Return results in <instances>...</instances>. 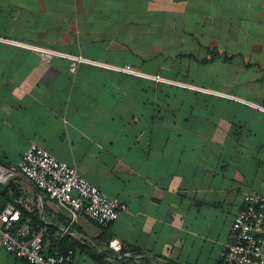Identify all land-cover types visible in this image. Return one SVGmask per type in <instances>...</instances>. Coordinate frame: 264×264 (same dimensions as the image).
Returning <instances> with one entry per match:
<instances>
[{
  "label": "crops",
  "instance_id": "1",
  "mask_svg": "<svg viewBox=\"0 0 264 264\" xmlns=\"http://www.w3.org/2000/svg\"><path fill=\"white\" fill-rule=\"evenodd\" d=\"M32 143L128 210L71 224L17 169ZM0 165L46 254L222 264L244 194L264 195V0H0Z\"/></svg>",
  "mask_w": 264,
  "mask_h": 264
},
{
  "label": "built area",
  "instance_id": "2",
  "mask_svg": "<svg viewBox=\"0 0 264 264\" xmlns=\"http://www.w3.org/2000/svg\"><path fill=\"white\" fill-rule=\"evenodd\" d=\"M23 46L36 52L46 62L55 56H65L45 47ZM69 57L74 65L87 61L82 57ZM116 69L130 75H142L130 65ZM148 77L162 80L159 77ZM17 169L40 192L69 212L71 224L80 215H84L97 226L107 229L121 213L128 210L125 202L104 194L74 167L57 160L35 143L23 153ZM12 173L11 169L0 165V184H5ZM109 246L115 250L121 248L117 241H110ZM2 250L26 264H75L74 250H57L53 254H46L43 235L35 233L30 219L22 217L11 204L0 211V251ZM222 264H264V195L244 194L243 208L233 221L230 239L223 250Z\"/></svg>",
  "mask_w": 264,
  "mask_h": 264
},
{
  "label": "trees",
  "instance_id": "3",
  "mask_svg": "<svg viewBox=\"0 0 264 264\" xmlns=\"http://www.w3.org/2000/svg\"><path fill=\"white\" fill-rule=\"evenodd\" d=\"M0 197L3 199V204H1L0 210H2L6 205H8V202H10V197L8 195V192L6 189L3 188V186L0 184ZM33 222V221H32ZM63 250V249H62ZM68 250V249H67ZM70 250V249H69ZM73 250V249H72ZM65 251V250H63Z\"/></svg>",
  "mask_w": 264,
  "mask_h": 264
},
{
  "label": "rangeland",
  "instance_id": "4",
  "mask_svg": "<svg viewBox=\"0 0 264 264\" xmlns=\"http://www.w3.org/2000/svg\"><path fill=\"white\" fill-rule=\"evenodd\" d=\"M32 46H35V45H32ZM39 47V46H38Z\"/></svg>",
  "mask_w": 264,
  "mask_h": 264
}]
</instances>
